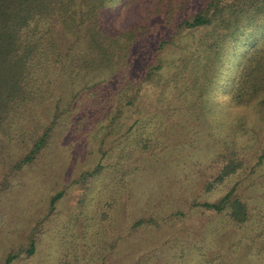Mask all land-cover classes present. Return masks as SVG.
<instances>
[{"label":"rangeland","instance_id":"rangeland-1","mask_svg":"<svg viewBox=\"0 0 264 264\" xmlns=\"http://www.w3.org/2000/svg\"><path fill=\"white\" fill-rule=\"evenodd\" d=\"M239 23L258 36L264 15ZM212 31L223 30L182 27L162 48L138 47L135 74L132 62L75 66L79 40L60 45L55 96L28 125L36 133L52 118L45 143L11 169L26 148L0 135V264H264V121L245 109L246 84L213 73L218 61L195 74L192 49ZM157 58L156 77L118 104L116 88ZM228 159L240 164L216 180ZM231 188L245 212L196 205ZM142 217L152 221L132 225Z\"/></svg>","mask_w":264,"mask_h":264},{"label":"trees","instance_id":"trees-1","mask_svg":"<svg viewBox=\"0 0 264 264\" xmlns=\"http://www.w3.org/2000/svg\"><path fill=\"white\" fill-rule=\"evenodd\" d=\"M259 15H264V0H0V135L7 143L18 141L19 146L26 148L12 161L11 169L31 161L45 143L52 118L35 133L32 127L28 128L33 125L32 110L55 96L50 83L63 74L62 70L53 69L62 52L60 45L65 44L67 51L77 40L80 51L70 61L75 66L99 72L117 71L119 61H123L126 70L132 62L137 63L132 70L135 74L140 72L143 61L135 54L138 47L162 48L171 41L172 32L182 27L208 23L221 26L223 31H212L196 40L192 49L195 74L200 76L199 71L208 62L218 61L213 73L221 72V81L232 80L233 87L239 81L246 84L250 91L245 109L258 117L256 123L264 121V36L259 37L264 29L257 36L252 33L254 27L239 23L243 16L248 20ZM63 38L68 42H63ZM199 50L205 60H200ZM160 65L157 58L147 65L141 78L131 75L116 88L118 104H130L141 81L150 78V74L155 78ZM127 88L134 94L127 93ZM57 106L54 105L53 116ZM239 164L228 159L216 180ZM205 187L208 189L210 184ZM232 188L215 202L196 205L214 211L227 206V213L234 211L232 205H237L245 212V204L231 195ZM150 221L152 218L142 217L132 225Z\"/></svg>","mask_w":264,"mask_h":264}]
</instances>
